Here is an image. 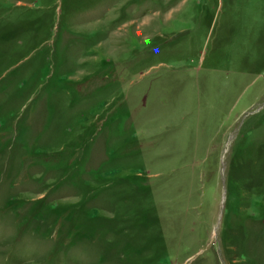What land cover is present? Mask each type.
I'll use <instances>...</instances> for the list:
<instances>
[{
    "label": "rangeland",
    "instance_id": "374dc122",
    "mask_svg": "<svg viewBox=\"0 0 264 264\" xmlns=\"http://www.w3.org/2000/svg\"><path fill=\"white\" fill-rule=\"evenodd\" d=\"M0 264H264V0H0Z\"/></svg>",
    "mask_w": 264,
    "mask_h": 264
}]
</instances>
